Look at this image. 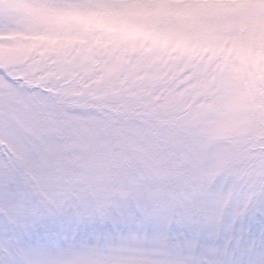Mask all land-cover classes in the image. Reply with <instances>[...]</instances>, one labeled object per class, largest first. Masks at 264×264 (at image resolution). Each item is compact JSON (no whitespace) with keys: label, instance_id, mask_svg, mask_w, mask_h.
I'll return each mask as SVG.
<instances>
[{"label":"snow or ice","instance_id":"snow-or-ice-1","mask_svg":"<svg viewBox=\"0 0 264 264\" xmlns=\"http://www.w3.org/2000/svg\"><path fill=\"white\" fill-rule=\"evenodd\" d=\"M21 17L0 18V264H264V0Z\"/></svg>","mask_w":264,"mask_h":264},{"label":"rangeland","instance_id":"rangeland-1","mask_svg":"<svg viewBox=\"0 0 264 264\" xmlns=\"http://www.w3.org/2000/svg\"><path fill=\"white\" fill-rule=\"evenodd\" d=\"M24 0H0V18L15 19L22 14Z\"/></svg>","mask_w":264,"mask_h":264},{"label":"clouds","instance_id":"clouds-1","mask_svg":"<svg viewBox=\"0 0 264 264\" xmlns=\"http://www.w3.org/2000/svg\"><path fill=\"white\" fill-rule=\"evenodd\" d=\"M73 2H76V0H73ZM13 20L17 23L19 27L26 28V22L21 16ZM192 42L193 43L195 42V37H192ZM154 55L159 57V60L161 61L168 60L169 58H171V62H178L174 59L178 55V53L172 52L170 48L169 49L157 48L154 52Z\"/></svg>","mask_w":264,"mask_h":264}]
</instances>
